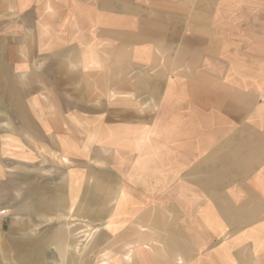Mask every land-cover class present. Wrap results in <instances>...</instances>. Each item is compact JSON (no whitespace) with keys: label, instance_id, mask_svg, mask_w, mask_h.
Segmentation results:
<instances>
[{"label":"crops","instance_id":"1","mask_svg":"<svg viewBox=\"0 0 264 264\" xmlns=\"http://www.w3.org/2000/svg\"><path fill=\"white\" fill-rule=\"evenodd\" d=\"M69 218L77 262L264 264V0H0V234L59 264Z\"/></svg>","mask_w":264,"mask_h":264},{"label":"rangeland","instance_id":"2","mask_svg":"<svg viewBox=\"0 0 264 264\" xmlns=\"http://www.w3.org/2000/svg\"><path fill=\"white\" fill-rule=\"evenodd\" d=\"M67 225L69 228H72L73 230V236H72V242H71L72 243L71 245H73V247H71L69 252L67 253L66 259H64L59 264H91V262L82 261L81 258L79 262H77L76 259L78 256L79 257L81 256L80 251L82 249L83 250L86 249V246L91 244L93 240V237L91 236L93 232L92 231L93 227L89 225L87 222H84V221L82 222L74 218L73 219L69 218L67 221ZM107 228H108L107 223L101 222L99 226H96L95 231L99 229V231L101 232V230H105ZM8 231L9 230L7 228V230L4 231L5 232L4 234H7ZM0 235H1L0 236V264H23L22 261L18 262L17 259H12L10 247H8L7 245L3 243V240H5V238L2 237V234ZM100 239H103V238H100ZM106 239L107 238L105 237V240Z\"/></svg>","mask_w":264,"mask_h":264},{"label":"bare ground","instance_id":"3","mask_svg":"<svg viewBox=\"0 0 264 264\" xmlns=\"http://www.w3.org/2000/svg\"><path fill=\"white\" fill-rule=\"evenodd\" d=\"M32 194H33V193H32ZM34 194H35V193H34ZM57 200H58V199H57ZM59 201H60V200H59ZM53 202H54V201H53ZM57 202H58V201H57ZM63 202H64V201H63ZM63 202L60 201V203H63ZM60 203H57V204L60 205ZM41 204H42V203H41ZM43 204H44V203H43ZM63 204H64V203H63ZM53 205H54V204H53ZM36 206H37V204H36ZM41 206H42V205H41ZM49 206H50V205H49ZM51 206H52V205H51ZM51 206H50V207H51ZM39 207H40V206H39ZM50 207L48 208V206H47V208H48L49 210H48L47 208H46V209H47L48 211H50ZM59 207H60V206H59ZM59 207H57V209H58ZM51 208H52V207H51ZM40 209H41V208H40ZM54 209H55V208H54ZM44 210H45V209H44ZM58 210H61V209H58ZM45 211H46V210H45ZM33 257H34V256H33Z\"/></svg>","mask_w":264,"mask_h":264}]
</instances>
